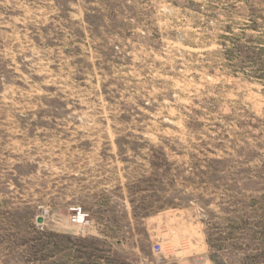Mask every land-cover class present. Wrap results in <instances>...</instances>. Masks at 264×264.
Masks as SVG:
<instances>
[{"label": "rangeland", "instance_id": "1", "mask_svg": "<svg viewBox=\"0 0 264 264\" xmlns=\"http://www.w3.org/2000/svg\"><path fill=\"white\" fill-rule=\"evenodd\" d=\"M0 264H264V0H0Z\"/></svg>", "mask_w": 264, "mask_h": 264}, {"label": "built area", "instance_id": "2", "mask_svg": "<svg viewBox=\"0 0 264 264\" xmlns=\"http://www.w3.org/2000/svg\"><path fill=\"white\" fill-rule=\"evenodd\" d=\"M79 215H81V214H79ZM77 220H80V218L79 217H77ZM154 250H155V252H160V250H161V246H159V245H156L155 246V248H154Z\"/></svg>", "mask_w": 264, "mask_h": 264}, {"label": "water", "instance_id": "3", "mask_svg": "<svg viewBox=\"0 0 264 264\" xmlns=\"http://www.w3.org/2000/svg\"><path fill=\"white\" fill-rule=\"evenodd\" d=\"M39 222L42 223V219L41 218H40Z\"/></svg>", "mask_w": 264, "mask_h": 264}]
</instances>
